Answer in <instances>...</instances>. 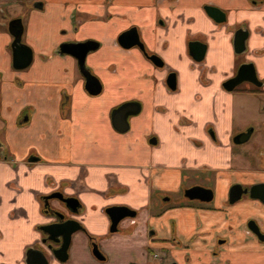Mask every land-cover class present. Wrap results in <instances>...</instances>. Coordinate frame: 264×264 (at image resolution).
Segmentation results:
<instances>
[{
  "label": "crops",
  "instance_id": "0c3cea01",
  "mask_svg": "<svg viewBox=\"0 0 264 264\" xmlns=\"http://www.w3.org/2000/svg\"><path fill=\"white\" fill-rule=\"evenodd\" d=\"M25 2L31 6L22 19V42L32 50L27 68L12 67L11 36L0 34V263L20 259L23 247L39 239L37 226L48 221L44 196L61 192L78 199L89 233L103 237L106 207L141 210L144 221L152 196L176 195L198 173L215 176L212 205L170 210L163 223L174 219L180 241L192 239L193 256L221 237L226 244L220 259L264 263V243L245 229L255 219L264 230V205L248 198L226 203L232 184L264 182V150L251 166L232 140L246 131V102L264 93V0ZM13 4L0 0V8ZM205 6L218 8L224 20L216 22ZM132 26L162 67L136 48L117 45ZM238 29L247 31L239 54L233 44ZM85 40L98 43L85 61L101 85L97 95L86 91L76 61L57 52L61 43ZM190 42L206 46L202 61L193 59ZM246 63L260 88L242 83L225 89ZM170 73L176 75L175 91L166 84ZM123 107L129 126L119 132L113 114ZM137 231L142 227L127 242L130 254L142 259L144 240ZM120 238L103 242L109 254H129L117 248ZM75 240L81 251L74 254L88 256L85 240Z\"/></svg>",
  "mask_w": 264,
  "mask_h": 264
},
{
  "label": "flooded vegetation",
  "instance_id": "af4514ba",
  "mask_svg": "<svg viewBox=\"0 0 264 264\" xmlns=\"http://www.w3.org/2000/svg\"><path fill=\"white\" fill-rule=\"evenodd\" d=\"M37 5L40 4L37 3ZM5 7L6 6L0 8V22H2L1 25L5 27V30L11 36V47H12V43H14V38L9 32V28L11 31H14L16 24L13 21L18 19L22 23V19L13 18L10 19L8 22L4 23L2 16L4 14ZM218 18L221 19V16L220 17L218 16ZM131 28H135L137 30L138 38L143 45L144 52L148 56L153 55L147 52L144 43L141 41L139 37L138 28L136 26H132L129 27L127 30ZM23 32H24V26L22 23V35ZM21 42H22V38H21ZM69 42L75 43L71 41ZM64 43H68V42H64ZM59 46L57 50L58 53H59ZM132 48H136L139 50V48L137 47H132ZM129 49H124V50H129ZM90 52H88L87 55ZM60 55L66 56L64 54H60ZM86 57H85V61H86ZM203 59L204 56L200 61H202ZM85 61H84V66L87 70H89L85 65ZM162 66H163V62L162 65L158 67H162ZM235 74L232 77H234ZM170 75H174L175 89L172 90L168 86L167 87L169 90L175 91L177 89V81H176V75L174 73H170L167 76L166 82ZM240 85L241 84L235 86L232 90L239 89ZM252 86L256 87L254 85ZM256 88L258 89L260 87H256ZM249 131L250 133H248V135L244 134L245 132H249ZM252 133H253L252 129H247L242 133H238L234 135L232 140L235 144L238 143L241 144V142H236L237 138H238L237 140L239 141L240 139L241 140L243 139L245 140L243 142H247L251 138ZM152 140L154 141V139ZM199 175H200L199 173L195 174L194 177H198ZM189 178L190 176L187 177V179ZM191 178H193V176H191ZM260 183L264 184V182H258L252 185H243L241 183H234L230 186V188L233 185H240L242 189L249 190L250 187H252L253 185ZM195 185H199L211 189L213 193L212 200L210 202H201L199 200H190L186 198L184 196V191L189 187ZM229 191H228V198L226 201L228 205H233L241 201L243 198L256 200L264 205L263 201H261L258 198L250 196L248 192L242 193L238 200H236L233 203H230ZM178 194L180 195V197H176L169 194L152 196L148 207H146L148 218L144 221L140 220L141 210L134 209L130 206L123 204L111 205L106 207L102 211L108 220L105 228V234L103 237H97L89 233L88 228L85 222L83 221V217L86 216L84 215L83 212L84 209L80 201L74 197L66 196L61 192H53L50 195L44 196L42 199L43 201L42 214L45 217H47L48 221L42 225L37 226L36 230L39 234V239H37L32 243H28L23 247L20 259H12L9 263H0V264H232L229 260H224V259L222 260L219 258L221 253L220 250L226 244V240L224 238L216 237L214 239L213 244L206 251H201L198 255L193 256L190 252L192 239H189L186 243L180 241V239L177 236L174 219H170L169 221H167L168 222L167 225L166 223H163V216L166 212L170 210H174L179 207H184L185 205L191 206L194 204L189 202H198V204L201 206H205V207L209 206L210 203L214 201V190L209 186H203L199 183H195L191 186L182 185ZM64 199L67 201H65ZM52 202H54L55 205H53ZM110 209L112 210L111 215L113 216L114 220L118 218L120 215H125V216L121 218L116 224H112V222L109 220L105 212L106 210H110ZM251 220L255 222L259 231L264 235V230L261 229L260 224L255 219H249L246 222L245 224L246 232L248 234L253 235L258 242L264 243V241L259 240L258 237L249 230L248 223ZM140 226L142 227V231H137L136 235L143 238L144 240L143 245L140 247L142 251L140 256L142 257V259L137 256H134L133 254H130L131 247L127 242L128 241L127 237L132 236L135 233L136 229ZM114 235L121 237L120 242L122 243V245L117 246V248L121 247V249L127 250L129 254H127L126 256H124L123 254L111 255L106 251L103 242L104 241L113 242V240L111 241V238ZM76 237L85 240L88 256L74 254L75 249L78 252L81 251V241L75 240ZM125 241L127 243H125ZM110 247L116 248L113 244L110 245ZM238 264H255V263L251 261L249 262L239 261ZM260 264H264V263H260Z\"/></svg>",
  "mask_w": 264,
  "mask_h": 264
},
{
  "label": "water",
  "instance_id": "95a60500",
  "mask_svg": "<svg viewBox=\"0 0 264 264\" xmlns=\"http://www.w3.org/2000/svg\"><path fill=\"white\" fill-rule=\"evenodd\" d=\"M204 10L207 14H209L216 22L224 20V14L215 7L205 6ZM221 16V19L218 18ZM223 16V17H222ZM15 25V30L11 31L9 28L10 34L14 38V43H12V67L16 70H22L29 66L32 61V51L31 49L21 42L22 36V23L20 20L13 21ZM10 27V26H9ZM247 37V31L244 29H238L234 34V51L239 54L245 50V39ZM117 44L123 49H129L132 47H137L141 50L144 55L156 66H161L162 62L159 57L156 55H147L144 52V48L142 43L138 38V33L135 28H131L127 31L122 32L117 37ZM98 47V43L92 40H86L83 42H75V43H63L59 46V54L69 55L73 57L77 61V65L79 68V72L85 81V89L90 95H97L101 91V85L98 79L93 76L89 70H87L84 66L85 57L88 52L95 50ZM189 51L192 54V57L196 61H200L205 53V45L200 42H190L189 43ZM249 83L256 87L261 86V82L257 79L255 69L252 64L246 63L242 64L238 67L236 74L231 79L227 80L223 86L227 90H232L235 86ZM167 86L170 89H175V79L174 75H170L166 82ZM128 111L126 107L120 108L116 110L113 114V124L114 127L119 132H125L128 129ZM249 132H245L244 134L248 135ZM238 139V138H237ZM236 142H243L245 140H237ZM248 192L250 196L260 199L264 202V184H256L250 187L249 190L242 189L240 185H233L229 191V202L233 203L238 200L242 193ZM184 196L190 200H199L201 202H210L213 198L212 190L209 188H205L199 185H195L189 187L184 191ZM65 200V199H64ZM70 200V199H69ZM67 201V200H65ZM111 209L106 210V215L112 224H116L121 218L125 215H120L115 220L111 215ZM249 230L255 234L259 240L264 241V235L259 231L257 225L254 221H249L248 223Z\"/></svg>",
  "mask_w": 264,
  "mask_h": 264
},
{
  "label": "rangeland",
  "instance_id": "374dc122",
  "mask_svg": "<svg viewBox=\"0 0 264 264\" xmlns=\"http://www.w3.org/2000/svg\"><path fill=\"white\" fill-rule=\"evenodd\" d=\"M10 1V0H9ZM14 1V0H12ZM4 3L5 0H2ZM31 6L25 2V0H16V4L8 5L4 8V14L2 16L3 22L6 23L10 19L20 18L26 19ZM1 19V20H2ZM5 27L0 24V34L5 32ZM262 91H264V85L262 86ZM246 109L243 111V128L245 130L252 129L253 133L251 138L243 143L236 145L237 152H241L248 164L253 166L257 164V159L259 158L258 154L260 150H264V93L261 96H258L255 100H250L246 102ZM198 177H194V174H191L193 178H189L184 181L185 186H191L195 183H199L203 186H209L211 188L215 187V176L209 173H199ZM180 197L177 195H173ZM194 203L193 205H199L198 202H189ZM213 203V202H212ZM210 203V205H212ZM192 206V205H191Z\"/></svg>",
  "mask_w": 264,
  "mask_h": 264
},
{
  "label": "built area",
  "instance_id": "2783aa9c",
  "mask_svg": "<svg viewBox=\"0 0 264 264\" xmlns=\"http://www.w3.org/2000/svg\"><path fill=\"white\" fill-rule=\"evenodd\" d=\"M2 160V157L0 156V161Z\"/></svg>",
  "mask_w": 264,
  "mask_h": 264
},
{
  "label": "trees",
  "instance_id": "16d2710c",
  "mask_svg": "<svg viewBox=\"0 0 264 264\" xmlns=\"http://www.w3.org/2000/svg\"><path fill=\"white\" fill-rule=\"evenodd\" d=\"M258 90L257 88L255 89V91Z\"/></svg>",
  "mask_w": 264,
  "mask_h": 264
}]
</instances>
